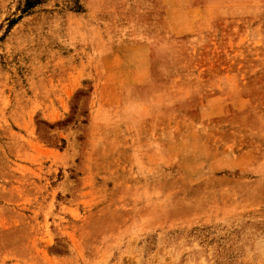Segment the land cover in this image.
Listing matches in <instances>:
<instances>
[{"label": "rangeland", "instance_id": "rangeland-1", "mask_svg": "<svg viewBox=\"0 0 264 264\" xmlns=\"http://www.w3.org/2000/svg\"><path fill=\"white\" fill-rule=\"evenodd\" d=\"M185 2L0 0V264H264V0Z\"/></svg>", "mask_w": 264, "mask_h": 264}, {"label": "crops", "instance_id": "crops-1", "mask_svg": "<svg viewBox=\"0 0 264 264\" xmlns=\"http://www.w3.org/2000/svg\"><path fill=\"white\" fill-rule=\"evenodd\" d=\"M158 1H159V3H162L164 19H168L169 22L174 21L176 23V29H175V27L172 28V29H174V32L171 30L170 35L179 36V37L187 36L188 35V31L186 29L187 19L184 16H182V15H179V16H176V17H172V18L170 17L171 13L173 11V9H171L172 4L174 3L175 6H176L175 10H179V12H180L179 14H182L183 10L185 9V5H186L185 0H158ZM178 5H179V7H177ZM123 12H128V11L125 10ZM148 55H149V52H148V54L147 53L145 54V60L144 61H140V60L139 61H134V60L131 61L130 64H129V67H132L134 69H138V68L145 69L146 67H150V65H151L149 63V57L150 56H148ZM137 79H139V80L136 83H140V84H143L144 83L143 81L146 80L145 77H140V78H137ZM238 111H240V110H238ZM246 112H250V110H246ZM209 113H210L209 114L210 116L220 115V114H216V112L212 111V110H209ZM163 116L165 117V115H162V117ZM263 116H264V114H260L261 118ZM165 119H163V121H165V122L167 121L168 122V119L166 117H165ZM168 127H169V125H168ZM168 127L167 128H162L159 132H163V133L172 132V129L168 128ZM255 156H256V152H253L252 149H248L247 148L238 159H235V160L231 159V161H229L228 164L223 165L224 168L220 169V171H222V170L223 171L224 170L243 171L244 168L246 166H248L247 164H250L251 161L253 162V160L255 158H257Z\"/></svg>", "mask_w": 264, "mask_h": 264}]
</instances>
